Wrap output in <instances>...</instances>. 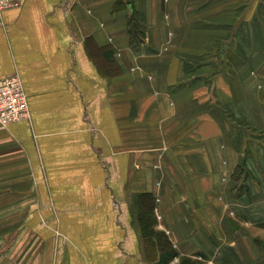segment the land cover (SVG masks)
<instances>
[{"label": "crops", "instance_id": "0c3cea01", "mask_svg": "<svg viewBox=\"0 0 264 264\" xmlns=\"http://www.w3.org/2000/svg\"><path fill=\"white\" fill-rule=\"evenodd\" d=\"M262 6L22 0L5 11L0 80L21 77L31 120L0 128V264H145L148 198L179 257L264 264L260 240L232 219L255 202L232 177L237 122H264L239 56H264L253 51Z\"/></svg>", "mask_w": 264, "mask_h": 264}, {"label": "rangeland", "instance_id": "374dc122", "mask_svg": "<svg viewBox=\"0 0 264 264\" xmlns=\"http://www.w3.org/2000/svg\"><path fill=\"white\" fill-rule=\"evenodd\" d=\"M256 8V4L254 6H244V13H254ZM260 11V14L263 15L264 6L261 7ZM242 23L243 22L236 23L238 29H241ZM255 25L257 26V29H260V40L258 39L257 45L253 51L259 49V47L260 51H262V47L264 45V22H257L255 23ZM229 30L231 29L229 28ZM239 56L240 60L244 61L243 70H245V72L251 73V81L253 80V77L256 78V81L258 83V94L262 102L261 104H263L264 56L261 52L259 57H255L247 48L244 49L243 53H239ZM249 63H251L252 65H256L252 67L254 70H256V72L253 71L251 67L247 68L249 70L246 69ZM215 64H217V62H215ZM232 121L236 122L235 119H232ZM239 122L240 121L237 122V130L238 132L240 131V137L244 138V142L242 141L240 145L243 148L244 155L242 158L243 162L233 174L232 185L233 187L235 186L234 190L236 189V191H238L236 193H238L239 196H243L241 197L243 198V200H255V202L250 206V208H245L243 211H241L239 213L240 215H237V219H232L233 221H238V226L240 228L241 226H245V228L248 226L246 229V233H249L258 238L260 240V244L264 246V222H262L264 221V181L260 177V175L264 176V122H262L260 119H256L254 123H251V121H248L246 119H244L243 121L241 120L240 123ZM241 198L238 197L237 199L241 200ZM153 199L154 198H148V200L150 201H148L146 205V208L151 213H148L147 217L148 236L145 240L147 242L146 249L148 253V260H146L145 264L159 263V259H156L157 253L154 251L156 242L159 241L162 243L164 241L166 244H168L167 249L171 248V240L169 239L167 230L163 228L157 229L156 227V224L158 225L157 222L159 221L156 219L154 214V210L156 208V199ZM176 259H174L169 264H183L184 259L186 260L189 258L178 256V261ZM189 261L190 263L188 264H209L205 260H194V258H190Z\"/></svg>", "mask_w": 264, "mask_h": 264}, {"label": "built area", "instance_id": "2783aa9c", "mask_svg": "<svg viewBox=\"0 0 264 264\" xmlns=\"http://www.w3.org/2000/svg\"><path fill=\"white\" fill-rule=\"evenodd\" d=\"M22 0H0V26L3 25L4 12L19 8ZM31 112L28 95L18 74L0 80V128L21 121H30Z\"/></svg>", "mask_w": 264, "mask_h": 264}, {"label": "trees", "instance_id": "16d2710c", "mask_svg": "<svg viewBox=\"0 0 264 264\" xmlns=\"http://www.w3.org/2000/svg\"><path fill=\"white\" fill-rule=\"evenodd\" d=\"M148 213H151L149 212V210L147 209L143 214H141V221L143 222V224L145 225L146 227V224L144 223V219L148 217ZM147 227H148V223H147ZM147 227L145 229H143V236L145 238H147L148 234V230H147ZM165 242L163 241L162 243L161 242H157V248L160 253V256H159V263L158 264H169L170 262H172L174 259L178 258V253L174 250L173 246H172V243H171V248L167 249V245L168 244H164ZM190 263L189 259H184L183 261V264H188Z\"/></svg>", "mask_w": 264, "mask_h": 264}]
</instances>
